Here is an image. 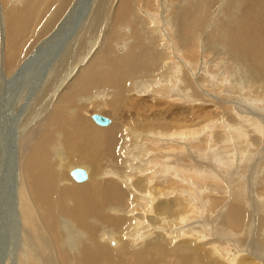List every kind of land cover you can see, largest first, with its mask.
I'll return each mask as SVG.
<instances>
[{
  "label": "bare ground",
  "instance_id": "1",
  "mask_svg": "<svg viewBox=\"0 0 264 264\" xmlns=\"http://www.w3.org/2000/svg\"><path fill=\"white\" fill-rule=\"evenodd\" d=\"M80 2L0 0V137L11 146L19 140V149L28 152L15 156L21 178L14 172L9 200L0 207L2 239L11 244L3 264H264V157L255 167L248 161L234 168L232 157L215 166L219 142L238 141L244 154L264 143L262 122L242 112L264 111L255 106L264 104V0H93L74 29L78 9L88 7H78ZM95 2L102 5L98 13ZM30 33L41 43L25 51ZM120 38L122 55L121 44L115 45ZM72 48L79 55L69 75L57 77L51 64L62 53L68 63ZM54 53L44 70L48 82H36L28 72L11 97L8 87L14 89L25 68L39 58L31 65L35 75ZM95 60L100 64L82 75L81 67L87 70ZM238 65L247 81L235 106L226 95L234 82L226 90L229 80L221 77L220 84L217 77L220 71L236 77ZM207 66L212 72L197 75ZM34 87L37 95H26ZM210 90L224 93L223 104L196 115L189 105H210ZM144 91L150 111L134 117L126 110L146 103L138 98ZM109 112L116 122L110 117L101 125L92 117ZM219 119V130L212 131ZM243 126L250 139L242 136ZM17 165L0 162V183ZM76 167L86 171L85 180L72 177ZM61 171L72 180L62 179ZM251 180L258 202L249 192Z\"/></svg>",
  "mask_w": 264,
  "mask_h": 264
},
{
  "label": "rangeland",
  "instance_id": "2",
  "mask_svg": "<svg viewBox=\"0 0 264 264\" xmlns=\"http://www.w3.org/2000/svg\"><path fill=\"white\" fill-rule=\"evenodd\" d=\"M97 1V0H96ZM85 3H88V7L87 8H85V10H83L82 8H80V9H78V14L77 15H75V18H74V22H72L73 24H74V29L78 26V22H82V21H85V18L88 16L87 14L89 13L88 11V9H90V7L91 6H89V4L91 3H93V0H82V3L80 2V4H79V6L78 7H84V5H85ZM102 4H103V1L101 2ZM116 3V0H115V2H113V4L112 5H114ZM87 5V4H86ZM98 4H96V2H95V5H94V7L93 8H95L94 10H93V12L94 13H98L100 10H101V6L102 5H98ZM98 7V8H97ZM218 7V6H217ZM92 8V9H93ZM96 9H97V11H96ZM100 9V10H99ZM216 9V11L218 10V8H214L213 10H215ZM84 11V12H83ZM81 13H83V14H81ZM91 14H93V13H91ZM69 14L67 13V15L64 17L65 19H66V21H68L70 18H71V15H70V18L69 17H67ZM90 15V14H89ZM84 16V17H83ZM82 18L84 19V20H82ZM98 18V17H97ZM68 19V20H67ZM89 19V18H88ZM87 19V21H86V23H88V20ZM94 19V18H93ZM101 19V18H100ZM64 20V19H63ZM96 19H94V21H95ZM93 21V20H92ZM94 21L92 22V23H94ZM107 22H109V20L108 21H106V23ZM83 23V22H82ZM1 27H2V29H1ZM87 27V26H86ZM91 28V27H90ZM0 29L1 30H4V28H3V26H0ZM74 29H72V32H73V30ZM97 29V28H96ZM95 29V30H96ZM85 30V29H84ZM84 30H82V31H84ZM70 32H71V30H70ZM69 32V33H70ZM86 32V31H85ZM89 33H90V30H89ZM65 35V34H64ZM67 35V34H66ZM69 35V34H68ZM27 36H29V38H30V43H29V47L25 50V51H28V50H30V49H35L41 42L36 38V36H34L32 33H30V34H28ZM96 37H97V35H96ZM87 38H89L87 35H86V38L85 39H87ZM96 42V43H95ZM94 43L97 45L96 46V48L98 47V45H99V41H95ZM123 42H125V39L124 38H120L119 40H116L115 41V45L117 44V43H119V44H121V46H119V48L117 49V51H118V53L120 54V55H122V53H123V50H122V52H120V48H122V44H123ZM57 44L59 45V43L57 42ZM76 46V45H75ZM76 48V47H75ZM75 48L73 49H71L73 52H71V56L69 57V62L68 63H66V59H67V57L66 56H62L63 55V53H62V55L60 54L59 56H58V58H63L62 60H65L64 62L61 60V61H59V62H55L54 63V65H52L51 63L54 61V58H55V53L53 54V59L50 57L49 59H48V61L45 63V64H43L42 65V68L40 69V70H38V72L35 74V75H32L33 74V72H31L30 70H32L33 68H32V66L31 65H33L34 63H37V61H39V58L38 59H36L34 62H31L32 64L30 65H28V67H26L25 69V73H23V75H22V77H20V78H22L21 79V81H19L15 86L12 84V82H10V84H9V86H14V89L13 88H11V87H8V89L11 91V97L13 96H16L17 94H16V92H18V89H19V87H21V85H23V79H25L27 76V73L29 72L30 74H28L29 75V77H31V76H35L34 77V79L33 80H36V82H39L40 81V79H42L43 77L45 78H43V81H42V83L44 84L46 81L48 82V80H49V77H48V75L49 74H47V75H44V70H45V68H46V65H48L49 63L51 64V66L50 67H53V70H55L56 72V76L58 77V75L59 76H64V75H62V74H64L65 72V74H67V75H69V69L71 68V63H72V60H74V58H75V60L77 59V57L76 56H78L79 54H77L76 56L74 55V53L76 54V53H79V51L78 50H75ZM3 49V48H2ZM59 49H60V47H59ZM69 50H70V48H68ZM77 49V48H76ZM123 49V48H122ZM56 50V49H55ZM74 50H75V52H74ZM4 51V50H3ZM34 51V50H33ZM77 51V52H76ZM32 54V53H31ZM31 54L29 55V58H31ZM56 54H57V52H56ZM64 55H65V53H64ZM37 56V55H36ZM35 56V57H36ZM60 56H62V57H60ZM74 57V58H73ZM34 58V57H33ZM33 58H31V59H33ZM115 58L117 59V58H119V56L118 55H115ZM41 59V58H40ZM48 63V64H47ZM75 63V62H74ZM61 64V65H60ZM100 64V61L99 60H95V61H91L88 65V69L86 70V69H84V66H82L81 67V70H82V75L84 74V73H86L87 71H89V70H91V69H93V68H95L96 66H98ZM211 66L213 65V63H209ZM31 66V67H30ZM211 66L210 67H208V68H204V67H201L202 69L200 70V71H198V73L199 74H197V75H200L203 71H210L211 70V72H212V68L214 67V66H212V68H211ZM30 67V68H29ZM55 67H58L60 70H58V68H55ZM63 67V68H62ZM70 67V68H69ZM236 67H238V69L236 68ZM215 68V67H214ZM51 69V68H50ZM236 69V70H235ZM241 68H240V66L238 65V66H235V68H234V73H237V75H236V77H235V75H234V77H232V80H231V77H228V78H226L227 76H230V75H227V76H224V74L226 75V73H224L223 71H220L219 72V75L220 76H218L216 79L217 80H219V83L220 84H222V82H220L223 78H224V80L225 79H228L229 81H228V83H226V82H224V84L223 85H225V88L224 89H226V90H228L229 89V87L228 86H230L231 84H233L232 82H234V84H233V86L234 87H232L231 86V88H232V90H230V92L231 93H227L226 92V95H228L229 96V98H231V99H233V102L235 101V103H234V105L235 106H238L239 105V103L238 102H240V100H242V97H240V92L241 93H243L244 91H242V87H241V85L243 86V85H245L246 86V77H245V75H243L242 73H244V71L242 72L241 70H240ZM48 70V69H47ZM52 70V69H51ZM65 70V71H64ZM54 72V71H53ZM55 73H53V75L55 74ZM58 74V75H57ZM210 74V73H209ZM44 75V76H43ZM239 75V76H238ZM240 75H242V76H240ZM24 77V78H23ZM29 77H27V78H29ZM198 77V76H197ZM221 77H223L222 79H220ZM238 77H240V78H238ZM242 77L244 78V80L242 79ZM211 78V77H210ZM230 78V79H229ZM236 78V79H235ZM244 81H242V80ZM20 80V79H19ZM231 81V82H230ZM241 82H242V84H241ZM72 84H74V86H75V84H76V81H75V79L71 82ZM70 84V81H69V78L67 79V81L64 83V84H61V83H59V86H60V88L61 89H64L65 87H67L68 85ZM217 87H218V90L219 91H225L224 89H222V88H220L219 89V87L220 86H218L217 85V83L215 84ZM245 86H243V87H245ZM240 89H239V88ZM37 88V87H36ZM202 88V87H201ZM230 88V89H231ZM234 88H236V89H234ZM238 89V90H237ZM37 89H35V87H34V91H32L31 92V89H30V91H28V93H26V95H28V96H32V95H37V92H35ZM204 90H206V88H204ZM237 90V91H236ZM16 91V92H15ZM15 92V93H14ZM207 92H210L209 93V95L207 96L205 93V97H208L209 99L211 98L212 100H213V102L211 103V101H209V102H206V104L208 103V104H210V105H208V106H206V105H204V106H201V102H196V101H194V102H192L191 103V105H189V107H191V108H195V109H193L195 112L196 111H198V112H196V115H202L203 114V112H204V115L205 114H208V112H210V111H212V110H217V108H216V106H218L219 104H223V102H222V100H221V98H222V94H224L223 92H221V95H219V93L218 94H216V95H214V92L213 91H207ZM217 92V91H216ZM239 94H237V93ZM2 93H4V91L2 92ZM139 93V92H138ZM145 95H144V94ZM6 93H4V95H5ZM14 94V95H13ZM147 95V96H146ZM236 95V96H235ZM34 96H32V97H34ZM57 95H55L54 97H56ZM144 96V97H143ZM239 96V98H237ZM148 97H150V94L148 93V91L147 92H142V93H139V95H138V98L139 99H142V100H144V101H146V103H144L143 105H139L138 103H136V104H134V103H131V105L129 104L128 105V110H126L127 112L128 111H132L133 113V115H134V117H136V116H141V117H145L147 114H148V112L150 111L149 109H148V106H147V104L149 103V104H151V97L150 98H148ZM217 97V98H216ZM233 97V98H232ZM216 98V99H215ZM215 99V100H214ZM35 100V99H34ZM37 100H35L34 102H36ZM217 101V102H216ZM221 101V102H220ZM231 101V100H230ZM236 101H238L237 103H236ZM244 101V100H243ZM161 102V101H160ZM220 102V103H219ZM22 103L23 104H25V100L24 101H22ZM44 103V102H43ZM161 103H164L163 101L161 102ZM217 103V104H216ZM230 103H232V102H230ZM245 101H244V104L242 103L241 105H245ZM258 104H255V106L257 105V106H260L261 104L264 106V104L263 103H259V102H257ZM122 105H124V102L123 103H121L120 104V106H122ZM25 106V105H24ZM36 106H38L39 107V104H36ZM200 106V107H199ZM240 106V105H239ZM9 106H8V104L7 103H5L4 104V108H8ZM165 107V106H164ZM201 107H204V108H201ZM214 107V108H213ZM242 108H244V109H248L247 111H248V113H246V111H242V112H245V113H243V114H248V116L249 115H251L253 118H254V116H255V118H257V120H260L261 122H262V127H264V118H263V114H264V111H263V113H262V111L260 112V111H256V110H253L252 109V111H250L249 110V108H245V107H242ZM29 109H33V106L32 107H30ZM138 109H140V110H138ZM198 109V110H197ZM250 109H251V107H250ZM200 110V111H199ZM205 110V111H204ZM215 110V111H216ZM262 110V109H261ZM218 111V110H217ZM255 112V113H251V112ZM33 112V111H32ZM32 112H31V114L30 115H32ZM199 112H201V113H199ZM250 113V114H249ZM258 113H262L261 115H257ZM4 113H2V115H3ZM102 115V114H101ZM109 117H107V116H105V115H103V116H105V117H107L111 122H112V119L110 118V117H112V118H114L115 119V122L117 121V115L115 114V115H111L110 114V112H109ZM195 115V114H194ZM226 115L227 114H223L222 115V120L224 119V121L226 120ZM225 116V117H224ZM257 116V117H256ZM15 117V116H14ZM0 118H2V119H0V125H1V127H3L4 125H5V123H4V119H3V117H0ZM31 118V117H30ZM29 118V119H30ZM29 119H28V121H29ZM205 119V118H204ZM17 120V119H16ZM256 120V121H257ZM12 121H14V119L12 120ZM92 121H94V120H92ZM220 121V122H219ZM219 123H213L212 125H210L211 126V130L212 131H216V130H219V126L222 124L221 122V120L219 119ZM259 121V122H260ZM95 122V121H94ZM1 123H3V124H1ZM10 123H12V124H10ZM13 125H14V122H9V126H12L11 128H13ZM250 125V126H249ZM31 126V125H30ZM100 126V125H99ZM246 126H248V127H250L251 128V130H253V126H254V124L252 125V123H250V124H248V125H246ZM34 127V128H33ZM35 127H37V123H34V125H32L30 128L32 129H34L33 131H35L37 128H35ZM102 127H105V126H102ZM109 127V126H108ZM244 127V126H243ZM248 127H244V129L246 128V130L247 129H250V128H248ZM10 128V129H11ZM9 129V128H8ZM241 130H243L242 128H241ZM243 131H245V130H243ZM248 131L250 132V130H247L246 132H240L241 134H242V136H247L248 135ZM209 134L210 132H208V130H207V132L205 131V132H202L201 134H203V135H200V137H205L206 135H204V134ZM247 133V134H246ZM0 134H3V129H2V133H0ZM245 134V135H244ZM10 137H12L13 135H12V129L10 130V132H9V134H8ZM235 136V135H234ZM247 137H249V136H247ZM246 137V140L248 139ZM188 138H190V137H188ZM16 139H17V136H16ZM249 139H250V137H249ZM249 139H248V142H249ZM192 140V137H191V139L189 140V142ZM233 140H236V138H234ZM242 140H245V139H242ZM246 140L244 141V142H246ZM11 142H12V140H11ZM18 142H19V140H15V142L13 141L12 143L14 144V145H16V151H14L15 149L13 148L14 147V145L13 146H11L12 144L10 143V140L8 139V138H4V136L3 137H0V162H2V166H6V168H8V166H10V165H12V164H14V165H17V163H16V160H18L19 159V156L21 155L22 156V158H25L26 156H28V152H23L22 151V149H19V147H18ZM226 143L225 144H223V143H221V142H219L220 144H218L219 146H217V147H215L216 148V150L217 151H219L220 149H221V151H219V152H217L218 153V158L220 159V161H217V162H215V166H218V164L219 163H221L222 164V162H223V160L226 158V159H230L231 157V159H232V161L234 162H232V166L235 168V167H238V166H244V165H246V164H248V161H250L249 163L250 164H252V165H254L253 167H255V166H258L259 164H260V160L264 157V149L262 150V148H264V143H262V144H253L254 146H250V147H248L249 149L251 148V150H248V148H247V152L244 154L243 153V151H240V148H242L241 146L242 145H238L237 143H238V141H235L234 142V144H232L233 142H228V140L227 141H225ZM243 142V144L245 145L246 143L247 144H249L248 142H246V143H244ZM7 144V145H6ZM189 144V143H188ZM193 144V142L191 143V144H189V146H191ZM221 145V146H220ZM236 146V147H234L233 148V146ZM226 146V147H225ZM247 146V145H246ZM257 146V147H256ZM4 147V148H3ZM238 147V148H237ZM259 147H261V148H259ZM9 148V149H8ZM218 148H220V149H218ZM228 148V149H227ZM236 148V149H235ZM235 151H234V150ZM239 149V150H238ZM257 149V150H256ZM261 150V151H258V150ZM5 150V151H4ZM233 150V151H232ZM215 151V150H214ZM230 151V152H229ZM254 151V152H253ZM228 152V153H227ZM237 152V153H236ZM250 152L252 153H255V156H253V157H249V158H251V159H248V155L250 154ZM262 152H263V155H262ZM15 153V154H14ZM241 153V154H240ZM258 153H260V154H258ZM3 154V155H2ZM236 154V155H235ZM6 155V156H5ZM9 155V156H8ZM221 155V156H220ZM240 155V156H239ZM247 155V156H246ZM2 156V157H1ZM11 156V157H10ZM15 156H16V160H14V158H15ZM250 156V155H249ZM199 156H197V158H198ZM255 157V158H254ZM7 158V159H6ZM18 158V159H17ZM199 158H202V157H199ZM221 158H222V160H221ZM240 158H241V161H240ZM256 159V160H254V159ZM208 159H210V158H208ZM264 159V158H263ZM262 159V160H263ZM50 160H51V162L52 163H54V164H57V160H56V158L54 157V156H51L50 155ZM201 160V159H200ZM212 160H214V159H212ZM252 161H253V163H252ZM214 161H212V163H213ZM256 162V163H255ZM236 163V164H235ZM245 163V164H244ZM255 163V164H254ZM259 163V164H258ZM7 164H8V166H7ZM258 164V165H257ZM167 165V164H166ZM249 165V164H248ZM232 166H231V168H232ZM14 172L15 173H17V175H18V177H20L21 178V175H20V172H21V167L19 166V165H17V167L16 168H10V172H7V171H5V173L3 174V176H2V178H1V181L3 182V183H0V192H2V195H1V197H0V207L3 209V206H5L6 205V203L5 202H7L8 200H9V196H10V193H11V188H12V181H13V178H14V176H13V174H14ZM250 173H251V171H249L248 173H247V175H250ZM258 174L256 173V175L254 176V177H256V182H257V179H259V176L261 175H258ZM61 178L62 179H64V180H72L70 177H69V175H67V174H65V173H63L62 171H61ZM3 179V180H2ZM10 179V180H9ZM85 182H87V180L85 181ZM255 182V183H256ZM85 187L88 189V186L87 185H85ZM248 187L250 188L249 189V192L252 194V197H253V195H254V199H256V201L258 202V200H259V198H257L258 197V190H257V185L256 184H254V183H252V180L250 181V183H249V185H248ZM261 191H262V189H260ZM259 190V191H260ZM204 191H206V190H204ZM252 191V192H251ZM260 191V192H261ZM208 191H206L205 193H207ZM2 203V204H1ZM10 207V206H9ZM0 208V211L2 210ZM10 212V208H8V214H10L9 213ZM4 214H3V212H0V217H2ZM2 220H0V222H1ZM198 222H196V223H194L195 224V227H196V225H197V227H200L201 228V225H199L200 224V222L197 224ZM193 224V225H194ZM199 225V226H198ZM2 228H3V225H2V223H0V264H3V262H2V260H1V258L3 259L4 258V256H5V253H7L8 252V248H9V246L11 245H9V243L6 241V240H4V239H2L3 237V235L1 234V231H2ZM190 228H191V226H190ZM9 239H11V238H9ZM2 240V241H1ZM2 242V243H1ZM7 242V243H6ZM6 245H8V246H6ZM6 249V250H5ZM2 262V263H1Z\"/></svg>",
  "mask_w": 264,
  "mask_h": 264
},
{
  "label": "water",
  "instance_id": "3",
  "mask_svg": "<svg viewBox=\"0 0 264 264\" xmlns=\"http://www.w3.org/2000/svg\"><path fill=\"white\" fill-rule=\"evenodd\" d=\"M92 117L94 118V120L101 125H105L109 122V119L101 114L98 113H94L92 115ZM71 175L72 177L76 180V181H83L87 178V173L86 171L81 168V167H76L71 171Z\"/></svg>",
  "mask_w": 264,
  "mask_h": 264
}]
</instances>
